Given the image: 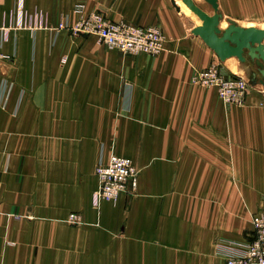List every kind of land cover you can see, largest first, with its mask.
<instances>
[{"label":"crops","instance_id":"0c3cea01","mask_svg":"<svg viewBox=\"0 0 264 264\" xmlns=\"http://www.w3.org/2000/svg\"><path fill=\"white\" fill-rule=\"evenodd\" d=\"M16 1L0 0V29L12 30ZM180 8L23 0L17 37L0 43V264H225L242 251L264 214L260 84L225 105L192 81L215 53ZM93 12L159 27L160 52L58 28ZM109 153L139 173L133 194L104 201L95 166Z\"/></svg>","mask_w":264,"mask_h":264},{"label":"built area","instance_id":"2783aa9c","mask_svg":"<svg viewBox=\"0 0 264 264\" xmlns=\"http://www.w3.org/2000/svg\"><path fill=\"white\" fill-rule=\"evenodd\" d=\"M23 17V0H17L14 24L19 27L23 25ZM58 28L74 34H95L100 42L110 48L151 56L160 52L164 39L162 30L157 26L107 20L100 12L90 13L72 25L60 21ZM5 37L6 29H0V43ZM1 57L6 56L0 53ZM192 81L215 86L217 96L224 104L244 103L251 86L248 78L227 73L215 63L196 71L192 75ZM138 173L139 169L128 157L116 153H109L106 158L101 156L95 166L99 181L95 196L108 201L115 199L120 193L133 194L137 187ZM69 218L73 223L78 220L76 213H70ZM225 264H264V214L253 216V229L244 242L242 251L229 255Z\"/></svg>","mask_w":264,"mask_h":264},{"label":"water","instance_id":"95a60500","mask_svg":"<svg viewBox=\"0 0 264 264\" xmlns=\"http://www.w3.org/2000/svg\"><path fill=\"white\" fill-rule=\"evenodd\" d=\"M204 1L212 7L213 12L211 14L194 0H182L201 19V24L192 29V34L199 36L220 61L236 57L241 62L247 60L260 62V66H255L256 72L250 74L249 84H264V28L243 27L233 19L228 18V25L221 29L220 24L223 15L219 11L218 1ZM171 2L177 11H181L176 0H171Z\"/></svg>","mask_w":264,"mask_h":264},{"label":"rangeland","instance_id":"374dc122","mask_svg":"<svg viewBox=\"0 0 264 264\" xmlns=\"http://www.w3.org/2000/svg\"><path fill=\"white\" fill-rule=\"evenodd\" d=\"M179 4L178 5L180 7L184 5L181 0H180ZM197 4L200 7H202L205 11H207L209 14H211L213 12L212 7L207 2H205L204 0H202L200 3H197ZM221 5H222L221 6L222 9L225 12V16L223 17L222 21H225L227 25H228L227 19L231 18L238 25H241L243 27L254 26V27H258V28H264V0H221ZM187 16L189 17V21L191 22V24H195L194 19L191 18L189 15H187ZM10 27H12V30L6 29V37L4 40L7 39L8 34L9 35L11 34L12 37H13V35H14V37H17L18 29H21L22 25L19 27L13 23V25H11ZM66 31H68V30H66ZM69 33L74 34L71 32H69ZM88 35H93V36L97 37V35H95V34H88ZM117 50L122 52V53L126 52V51H122L120 49H117ZM127 53H129V52H127ZM213 63L219 65V67H221V69L225 72L227 71L229 73L241 75V76L246 77L248 79H249V76L252 72H256L255 66L261 65L260 62H257V61L256 62H250L249 60H247L245 62H241L238 59L235 60L236 64L232 65L230 63H225L224 61H220V59L216 56V54H215V62H213ZM251 86H254V85H251ZM251 86L249 87V92H250ZM210 87H213L216 90L215 86L211 85ZM257 91L259 92L260 95L263 96V100L261 101V104H264V85H261V84L258 85ZM216 94H217V91H216ZM225 105H230V104H225ZM235 105H237V104H235ZM112 200H114V199H112ZM108 201H110V200H108Z\"/></svg>","mask_w":264,"mask_h":264},{"label":"bare ground","instance_id":"6f19581e","mask_svg":"<svg viewBox=\"0 0 264 264\" xmlns=\"http://www.w3.org/2000/svg\"><path fill=\"white\" fill-rule=\"evenodd\" d=\"M196 3H200L202 0H194ZM180 0H177V3L176 4H179ZM185 4V3H184ZM180 5V4H179ZM186 5V4H185ZM187 6V5H186ZM186 6H182V10L184 13H186L187 15H189L191 18L194 19V22L196 23V26L197 25H200L201 24V19L193 12L191 11L189 8H187ZM227 26V24L222 21L221 24H220V27L221 29H224L225 27ZM236 57H230V58H227L225 60V62H233L235 61ZM237 60V59H236ZM238 64V63H237ZM226 67V66H225ZM238 70V69H237Z\"/></svg>","mask_w":264,"mask_h":264}]
</instances>
